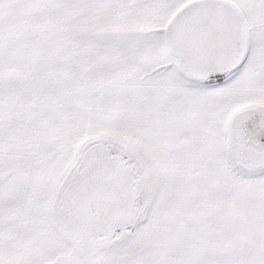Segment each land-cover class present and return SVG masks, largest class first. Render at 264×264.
<instances>
[{"label":"snow or ice","instance_id":"1","mask_svg":"<svg viewBox=\"0 0 264 264\" xmlns=\"http://www.w3.org/2000/svg\"><path fill=\"white\" fill-rule=\"evenodd\" d=\"M0 264H264V0H0Z\"/></svg>","mask_w":264,"mask_h":264}]
</instances>
